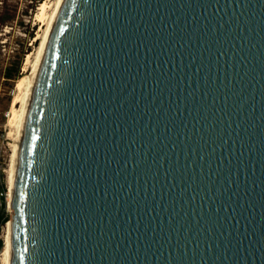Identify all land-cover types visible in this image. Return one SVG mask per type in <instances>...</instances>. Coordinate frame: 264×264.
Masks as SVG:
<instances>
[{
	"label": "water",
	"instance_id": "obj_1",
	"mask_svg": "<svg viewBox=\"0 0 264 264\" xmlns=\"http://www.w3.org/2000/svg\"><path fill=\"white\" fill-rule=\"evenodd\" d=\"M11 207V264H264V0H66Z\"/></svg>",
	"mask_w": 264,
	"mask_h": 264
},
{
	"label": "rangeland",
	"instance_id": "obj_2",
	"mask_svg": "<svg viewBox=\"0 0 264 264\" xmlns=\"http://www.w3.org/2000/svg\"><path fill=\"white\" fill-rule=\"evenodd\" d=\"M45 0H0V145L2 146L3 173L0 178V212L11 219L13 210L9 207L8 174L13 158L16 139L10 120L13 118V102L21 94L20 80L31 72L40 40L35 42L44 29L36 22L37 11ZM55 1V0H53ZM31 60V61H30ZM19 68V78L8 80V70ZM25 69V70H24ZM30 71V72H29ZM20 104H18V109ZM13 133L11 134V132ZM9 205V206H8ZM4 209V211H2ZM7 224L3 226L5 236Z\"/></svg>",
	"mask_w": 264,
	"mask_h": 264
},
{
	"label": "bare ground",
	"instance_id": "obj_3",
	"mask_svg": "<svg viewBox=\"0 0 264 264\" xmlns=\"http://www.w3.org/2000/svg\"><path fill=\"white\" fill-rule=\"evenodd\" d=\"M66 0H45L40 5L37 14H36V22L40 24L41 29H44L42 35L38 34L37 39L35 42H38L40 39V44L37 50V54L34 60V63L31 67V72L23 77L19 82V89L21 94L14 99L13 102V118L10 120V126L14 130L11 132L15 135V150L13 154V158L11 161V166L8 174V186L10 189L9 192V209L11 207L12 197H13V190L15 185V177L17 174V166H18V159L21 150L23 134L28 118V111L30 108L34 87L38 78V74L40 71V67L42 64V60L47 49L49 39L53 30L57 24L58 18L62 11L63 5ZM31 61V60H30ZM25 70V69H24ZM18 104H20V108L18 109ZM8 205V206H9ZM5 236H3L4 240V248L2 258L4 264H11V248H12V223L11 221L8 222L6 228ZM5 232V231H4Z\"/></svg>",
	"mask_w": 264,
	"mask_h": 264
},
{
	"label": "trees",
	"instance_id": "obj_4",
	"mask_svg": "<svg viewBox=\"0 0 264 264\" xmlns=\"http://www.w3.org/2000/svg\"><path fill=\"white\" fill-rule=\"evenodd\" d=\"M19 68H17L16 70H14V72H11V70H8L6 73V78L8 80H17L20 76H19ZM4 211V209L2 210ZM9 221V216L6 215L5 211L4 212H0V223L1 224H6ZM1 246L4 245V241H0Z\"/></svg>",
	"mask_w": 264,
	"mask_h": 264
},
{
	"label": "built area",
	"instance_id": "obj_5",
	"mask_svg": "<svg viewBox=\"0 0 264 264\" xmlns=\"http://www.w3.org/2000/svg\"><path fill=\"white\" fill-rule=\"evenodd\" d=\"M2 146L0 145V178H1V175H2V173H3V167H2ZM4 195V193L3 192H0V199H1V197ZM2 206V204H0V207ZM3 233H4V231H3V226L1 225V223H0V241L2 240V241H4L3 240ZM3 248H4V245L3 246H1V243H0V264H4V261H3V258H2V254H3Z\"/></svg>",
	"mask_w": 264,
	"mask_h": 264
}]
</instances>
